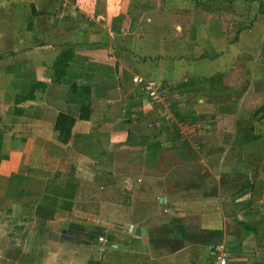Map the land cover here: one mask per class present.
I'll use <instances>...</instances> for the list:
<instances>
[{
  "label": "crops",
  "instance_id": "obj_1",
  "mask_svg": "<svg viewBox=\"0 0 264 264\" xmlns=\"http://www.w3.org/2000/svg\"><path fill=\"white\" fill-rule=\"evenodd\" d=\"M39 82L0 131L25 139L0 146V264H211L217 243L264 264V0H0V106ZM56 173L73 200L47 194Z\"/></svg>",
  "mask_w": 264,
  "mask_h": 264
},
{
  "label": "trees",
  "instance_id": "obj_2",
  "mask_svg": "<svg viewBox=\"0 0 264 264\" xmlns=\"http://www.w3.org/2000/svg\"><path fill=\"white\" fill-rule=\"evenodd\" d=\"M73 58V52L68 50L60 55L54 65V82L60 83L67 74L70 61ZM46 84L39 82L30 85V88L23 92V94L18 95L14 99V115L22 116L24 114L23 109L19 106L26 101H31L35 99L36 92L40 90H45ZM262 111H264V107H262ZM75 120L70 118L64 114H60L58 121L56 123V131L59 132L58 140L67 144L70 139L71 129ZM61 174L56 173L52 179L48 182L46 192L47 194H52L54 196H58L64 199L73 200L76 196V192L78 190L79 181L73 176L68 175L67 178L61 180ZM54 210L47 207L39 205L36 209V216L39 219L43 220H51L54 217ZM73 230H79L81 235H84L85 239L88 241H98L100 237L107 239L109 243L118 242L117 236L113 234L106 233V229L104 227L97 226L91 230L79 225H71ZM247 227H245L246 229Z\"/></svg>",
  "mask_w": 264,
  "mask_h": 264
},
{
  "label": "built area",
  "instance_id": "obj_3",
  "mask_svg": "<svg viewBox=\"0 0 264 264\" xmlns=\"http://www.w3.org/2000/svg\"><path fill=\"white\" fill-rule=\"evenodd\" d=\"M136 82L144 86L149 98L154 102L162 101V96L166 93L165 87L157 84L154 81L147 80L143 77L136 79ZM99 241L105 243L106 240L103 237L99 238ZM211 264H232L230 253L225 243H217L210 248Z\"/></svg>",
  "mask_w": 264,
  "mask_h": 264
},
{
  "label": "rangeland",
  "instance_id": "obj_4",
  "mask_svg": "<svg viewBox=\"0 0 264 264\" xmlns=\"http://www.w3.org/2000/svg\"><path fill=\"white\" fill-rule=\"evenodd\" d=\"M260 69L261 68L258 66L257 70L260 71ZM256 77L259 78V76H257V75H256ZM256 87L258 89H260V88H264V85H261L258 83L256 85ZM256 94L259 95L257 102H264V90L260 91V92H256ZM13 117H15V116H14L13 106L11 107L10 102H5L4 105L0 106V131L1 132L9 129V126L11 125L10 123L13 120ZM18 120H20V119H18ZM24 142H25V139H23V138H16V139H12V140L5 139V140H2V142L0 143V146L4 144L5 146L12 148L13 146H18V145L24 144ZM37 202H38V200L37 201L34 200L31 204V207L33 208ZM9 204H10L9 199H7L5 201L1 200L0 201V213H2V212L5 213V210H6V208H8ZM16 212H18V211H16ZM16 212H15V214H16ZM5 221H7V220H5ZM226 246H227V249H229L228 244H226ZM209 252H210V250H209ZM210 256H211V253H210Z\"/></svg>",
  "mask_w": 264,
  "mask_h": 264
}]
</instances>
